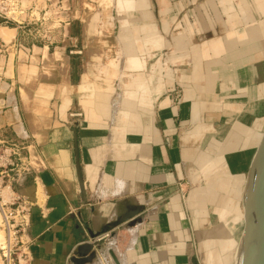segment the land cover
Returning a JSON list of instances; mask_svg holds the SVG:
<instances>
[{"label": "crops", "instance_id": "crops-1", "mask_svg": "<svg viewBox=\"0 0 264 264\" xmlns=\"http://www.w3.org/2000/svg\"><path fill=\"white\" fill-rule=\"evenodd\" d=\"M72 1L49 40L16 30L0 69V144L31 166L14 186L21 252L74 264L94 243V261L111 245L121 264H207L202 232L242 230L211 197L238 175L241 205L264 132V0H96L89 22L95 7Z\"/></svg>", "mask_w": 264, "mask_h": 264}, {"label": "built area", "instance_id": "built-area-1", "mask_svg": "<svg viewBox=\"0 0 264 264\" xmlns=\"http://www.w3.org/2000/svg\"><path fill=\"white\" fill-rule=\"evenodd\" d=\"M41 13L35 0H29L27 4L23 0H0V26L38 31L45 21L40 18ZM36 39L49 40L50 37L36 36ZM10 46V42L0 38V69L8 60ZM22 151L17 144H0V223L4 238L0 244L1 264H29L27 255L20 250V235L29 224V207L14 189L19 179L31 171L29 160L22 157Z\"/></svg>", "mask_w": 264, "mask_h": 264}, {"label": "rangeland", "instance_id": "rangeland-1", "mask_svg": "<svg viewBox=\"0 0 264 264\" xmlns=\"http://www.w3.org/2000/svg\"><path fill=\"white\" fill-rule=\"evenodd\" d=\"M60 1L61 0H58V1H56V0H45V4H44V0H41V1H39V2H41L42 4V6H40L39 5V7H38V9L39 10H42V13L40 14V18L41 17H43V18H46V17H44V14L47 12V11H55V9H58V7H60L61 5H60ZM71 1V3L73 2L72 0H70ZM88 1V3L89 4H92L95 8H93V11H88L87 10V13H89L87 16H86V18H85V22H89V20H90V16L91 15H94V13H96V11L98 10V8H97V3H96V0H87ZM79 2H80V6L82 7V4H83V0H79ZM152 3H153V7H155V8H157V3L155 2V0H152ZM39 4V3H38ZM156 10V9H155ZM48 17V16H47ZM54 17H51V18H49V19H47L46 21H44L43 22V24H44V27L42 26V28L41 29H39L38 31L37 30H29V31H25L24 30V38L26 39V40H28V41H30L31 39H33V40H35L36 39V36H38L39 38H42L43 36H45L46 38L47 37H50V33H51V31L52 30H54V28H55V30H56V27H52V24L54 23V19H53ZM264 21V20H263ZM262 23V22H261ZM101 24V23H100ZM4 27V26H3ZM60 27V26H59ZM10 28V27H9ZM53 28V29H52ZM1 29H3V28H1ZM47 29H52L51 31H48ZM1 31L2 30H0V35H1ZM53 32V31H52ZM13 34H14V32L12 31V37H13ZM117 34H118V31L116 30L115 31V33H114V35L115 36H117ZM15 35V34H14ZM53 36V35H52ZM1 37V36H0ZM10 40V39H9ZM8 40V41H9ZM8 43V42H7ZM156 58H157V55L155 56V58H154V60L153 61H156ZM12 60V55H11V58H10V61ZM151 63H153V62H151ZM169 80H171V79H169ZM221 169L222 170H225L223 167H221ZM231 176V175H230ZM236 176H238V175H232L231 177H232V179H231V181H232V183L230 184V183H226V184H224V186H222V185H220V189L222 188V187H224V190H225V192H226V194L224 193V195H217V196H215V195H213L212 197H211V199H212V201H214L215 202V204L216 205H220V206H222V204H223V201H225V198H230V200H228V204L226 205V206H223V211H222V214H221V216H220V219L218 220V222H221V220H222V215H223V213H224V215H226V213H227V211H228V209H229V213H227V215L228 216H231V222L233 223V224H235L236 225V223H238L239 225L238 226H240V227H242V224H241V215L239 214V213H241L240 212V209L239 210H236V208L238 207L239 208V201H238V204H236L234 207H232V206H230V203L231 204H233L234 205V201H233V199H232V192H233V188H234V184H236V182H237V180H236V182L234 181L236 178L235 177ZM211 183H214V184H216L217 182L216 181H214V182H211ZM220 191V190H219ZM196 192V191H195ZM197 192H199V191H197ZM220 192H222V191H220ZM195 194V193H194ZM231 196V197H230ZM203 197V194H201V195H199V196H197L196 194L194 195V198H193V203L197 206V208H198V210H197V213L198 214H200V215H202V216H206V212H203L204 211V208H202L204 205H203V200L201 199ZM198 198V199H197ZM201 200L202 202H199V203H197L198 202V200ZM230 206V207H229ZM230 208H232L233 210H232V212L230 213ZM234 218V219H233ZM235 220V221H234ZM234 221V222H233ZM219 224V226L213 231V232H211L210 233V231H208V232H202V241H201V248H200V250H201V253H202V257L205 259V262L207 263V264H221V258H222V241H221V239H220V234H221V232H222V230H224V226H225V229H226V232L230 235V234H232V232H231V228H232V226L231 225H229V227H228V225L227 224H220V223H218ZM217 225V221H216V218H213V217H211V219H210V225H206L207 227L205 228V229H207V230H210V229H212V228H214L215 226ZM237 226V225H236ZM231 227V228H230ZM228 228H230V229H228ZM2 228H1V223H0V232L2 233V236L0 235V237H2V238H0L1 240H0V242H2L3 241V231L1 230ZM230 230V231H229ZM237 230H238V228L236 227V232H237ZM231 232V233H230ZM227 234V235H228ZM236 235H237V233H236ZM235 235V237H231L232 238V240H234V241H236V236ZM216 236H218V241L217 242H213V238H215ZM232 236V235H231ZM113 242V240H111L110 241V243H112ZM117 247H118V244H117ZM108 249L109 250H112V252H113V249H112V246L111 245H109L108 247H107V250H105V258L107 259V260H102L101 258H100V260H98L97 262H94V264H112L111 263V261L109 260L110 258H109V255H108V253L110 252V251H108ZM118 252H120L121 253V251L118 249ZM227 253V254H226ZM232 253H233V250H229V251H227V252H224V256H228V261H227V264H231V256H232ZM231 254V255H230ZM115 255V254H114Z\"/></svg>", "mask_w": 264, "mask_h": 264}, {"label": "water", "instance_id": "water-1", "mask_svg": "<svg viewBox=\"0 0 264 264\" xmlns=\"http://www.w3.org/2000/svg\"><path fill=\"white\" fill-rule=\"evenodd\" d=\"M80 187L83 192L82 186ZM242 208L244 222L237 251V256L240 254L239 264H264V239L259 241L255 238V226L252 221V214L255 209L264 211V132L246 174ZM135 214L132 212L126 214L121 222L128 220ZM93 246L94 243L79 246L77 256L73 258L72 262L74 264H91L96 258V251ZM110 255L114 263L119 264L112 252Z\"/></svg>", "mask_w": 264, "mask_h": 264}, {"label": "bare ground", "instance_id": "bare-ground-1", "mask_svg": "<svg viewBox=\"0 0 264 264\" xmlns=\"http://www.w3.org/2000/svg\"><path fill=\"white\" fill-rule=\"evenodd\" d=\"M26 4L27 3H29V0H23ZM36 1V4H37V6L39 7V5L40 6H42L41 4V2H39V1H41V0H35ZM110 1H113V0H110ZM245 4H246V0H242ZM253 2H254V0H253ZM39 3V4H38ZM264 3V2H263ZM44 4H45V0H44ZM263 7V6H262ZM48 16V17H47ZM44 17H46V18H44L45 19V21L47 20V19H49V18H51V17H54L53 19H54V23L52 24V27H54V26H57L58 24H60V19H62V16H61V11L60 10H58V9H55V11H47L46 13H45V15H44ZM1 28H3V29H1ZM248 29V28H247ZM257 29H258V33H257V35H264V21L262 22V23H260L258 26H257ZM0 30H2L1 31V39L2 40H4L5 42H11V41H13V39H14V36H13V38H12V31L14 32V34H15V32H16V29L15 28H9V27H3V26H0ZM260 30V31H259ZM247 32V31H246ZM256 32H254V34H255ZM246 34V33H245ZM254 34H253V36H252V38H255V36H254ZM10 39V40H9ZM9 40V41H8ZM135 45V44H134ZM213 46V45H212ZM121 49V48H120ZM207 83L208 84H210V81H209V78H208V80H207ZM198 108V107H197ZM195 110V109H194ZM198 111V110H197ZM194 117H196V111H194ZM198 131H202V129H201V127H199L198 128ZM258 134V133H257ZM262 135L263 134H259V135H256L255 136V144H254V146H256V145H258L259 144V142H260V140H261V138H262ZM252 152V151H251ZM249 154H250V152H248ZM235 181V180H234ZM221 183V182H220ZM245 183H246V176H245V180H244V184H243V187H242V192H241V205H240V203H239V208L237 207L236 208V210H241V213H239L241 216V224H242V228H243V222H244V220H243V208H242V195H243V188H244V186H245ZM221 185H223V183L221 184ZM235 185V184H234ZM224 186V185H223ZM225 187V186H224ZM224 187H222L221 189L219 188L218 190H220V191H224L225 192V190H224ZM232 199H233V201H234V205L233 204H231L230 203V206H232V207H234L236 204H238V200L237 199H234L233 197H232ZM229 206V207H230ZM232 208H230V213L232 212ZM203 212H205V211H203ZM226 212V211H225ZM224 212V213H225ZM224 213H223V215H222V220L224 219V217H226V216H228L227 215V213H229V209H228V211H227V213H226V215H224ZM219 219H220V217H218ZM218 219V220H219ZM234 219V218H233ZM252 221H253V224H254V226H255V232H254V236H255V238L256 239H258L259 241H262L263 239H264V211H260L259 209L257 210V209H255V211H253V214H252ZM224 225V224H223ZM224 228V230H222V232H221V234H220V239H221V241H222V258H221V264H227V261L229 260L228 259V256H224L223 254H224V252H227V251H229V250H234L233 251V254H232V256H231V264H239L240 263V254H239V256H237V251H238V246H239V238H238V241H237V243H236V241H234V240H232L231 239V234L229 235L227 232H226V229H225V226L223 227ZM130 229H135L134 227H132V228H128L127 229V231L128 230H130ZM229 229V228H228ZM2 230V229H1ZM241 232H242V230H241ZM228 234V235H227ZM0 235L2 236V233L0 232ZM0 238H2V237H0ZM1 240V239H0ZM3 240H4V238H3ZM213 240V242L215 243V242H217L218 241V236H216L215 238H213L212 239ZM0 244H1V242H0ZM117 251V250H116ZM111 252V251H110ZM110 252H109V260L111 261V263L112 264H115L114 263V260H113V258H112V256L110 255ZM227 254V253H226ZM114 255V254H113ZM231 255V254H230ZM115 256V255H114ZM116 258V257H115ZM121 259H122V257H121ZM117 260V259H116ZM118 260H119V258H118ZM118 260H117V262H118ZM98 260H96V261H93L91 264H94V262H97ZM119 264H121L120 262H118ZM0 264H1V260H0Z\"/></svg>", "mask_w": 264, "mask_h": 264}]
</instances>
